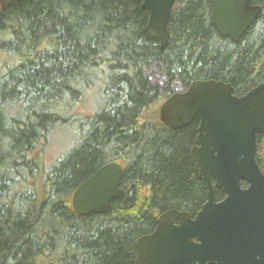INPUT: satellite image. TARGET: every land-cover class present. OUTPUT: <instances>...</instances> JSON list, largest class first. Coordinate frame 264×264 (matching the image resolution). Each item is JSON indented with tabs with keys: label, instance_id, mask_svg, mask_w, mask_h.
Wrapping results in <instances>:
<instances>
[{
	"label": "trees",
	"instance_id": "16d2710c",
	"mask_svg": "<svg viewBox=\"0 0 264 264\" xmlns=\"http://www.w3.org/2000/svg\"><path fill=\"white\" fill-rule=\"evenodd\" d=\"M254 3L261 13L234 41L215 28L212 0H176L164 48L147 33L143 0L0 5V264H136L137 240L161 214L195 216L207 200L190 156L199 120L170 128L144 113L197 80L239 96L264 82V0ZM155 64L163 84L147 72ZM96 86L103 105L77 116ZM65 125L75 142L45 168L46 143ZM256 160L264 172V132ZM110 162L125 167V198L77 214L75 189Z\"/></svg>",
	"mask_w": 264,
	"mask_h": 264
},
{
	"label": "water",
	"instance_id": "95a60500",
	"mask_svg": "<svg viewBox=\"0 0 264 264\" xmlns=\"http://www.w3.org/2000/svg\"><path fill=\"white\" fill-rule=\"evenodd\" d=\"M15 1L0 0L3 9ZM176 0H143L147 33L164 48ZM262 8L254 0H212L215 28L239 41ZM170 128L199 120L197 144L190 151L207 188V200L192 216L171 209L155 230L137 240L136 264H264V172L257 160L258 134L264 132V82L245 95L222 80H197L175 92L159 109ZM125 167L110 162L83 181L72 195L79 215L106 214L124 199ZM242 183L245 185L243 186ZM218 190L226 196L218 199Z\"/></svg>",
	"mask_w": 264,
	"mask_h": 264
},
{
	"label": "rangeland",
	"instance_id": "374dc122",
	"mask_svg": "<svg viewBox=\"0 0 264 264\" xmlns=\"http://www.w3.org/2000/svg\"><path fill=\"white\" fill-rule=\"evenodd\" d=\"M150 79L154 83L163 84L165 78L160 71V66L158 64L153 65L147 70ZM175 88H178L175 86ZM103 105V98L100 93V86L90 89L84 95L83 101L78 104L76 108L77 116H84L100 109ZM160 104L153 106L151 109L144 113L145 118H158L159 117ZM76 138V133L71 125L60 126L55 129L50 135L49 140L43 151L42 161L44 167L47 168L48 165L56 159L60 154L68 150L73 144Z\"/></svg>",
	"mask_w": 264,
	"mask_h": 264
}]
</instances>
